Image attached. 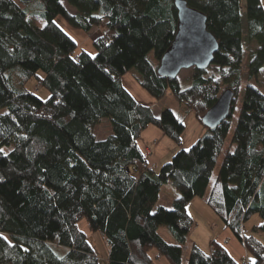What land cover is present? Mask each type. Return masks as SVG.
I'll return each mask as SVG.
<instances>
[{
    "label": "trees",
    "instance_id": "obj_1",
    "mask_svg": "<svg viewBox=\"0 0 264 264\" xmlns=\"http://www.w3.org/2000/svg\"><path fill=\"white\" fill-rule=\"evenodd\" d=\"M66 1L75 14L63 0H0V264H99L82 220L105 237L108 264H155L153 251L169 264H184L195 226L188 205L207 193L242 83L264 67L262 2L246 0L243 8L241 0H185L207 17L219 50L208 68L214 72L194 68L192 86L182 89L178 79L157 74L178 30L175 0ZM60 16L85 32L106 20L93 40L95 55L76 54L77 44L56 23ZM250 44L255 49L246 66ZM127 73L155 100L170 93L200 122L231 89L232 113L154 169L139 147L142 133L154 126L181 146L185 125L170 110L158 117L140 104L123 85ZM34 79L48 99L29 89ZM103 119L112 121L113 132L99 140L94 128ZM232 145L206 203L249 260L236 261L214 240L209 252L193 243L188 264H264L258 238L264 235V89L252 83ZM167 184L179 193L172 209L157 206ZM162 226L174 244L160 235Z\"/></svg>",
    "mask_w": 264,
    "mask_h": 264
},
{
    "label": "rangeland",
    "instance_id": "obj_2",
    "mask_svg": "<svg viewBox=\"0 0 264 264\" xmlns=\"http://www.w3.org/2000/svg\"><path fill=\"white\" fill-rule=\"evenodd\" d=\"M63 4L70 13L72 14L76 13V10L73 7H71L66 0H63ZM245 5H246V0H243V8L245 7ZM37 16L38 17L40 16L39 12L35 15V18ZM42 23H44L43 19H42ZM56 23L77 44L76 54H80L81 52H86L89 53L90 55H95L96 50L93 45V40L99 37L107 29L106 20H104L102 26H100L99 28H95L91 32H85L81 29H76L72 27L61 16L56 19ZM243 24L246 27L247 22H246L245 14L243 15ZM254 49L255 46L252 44L246 46L245 49L246 53L244 58L246 66L249 61V57L251 54L250 52L251 50ZM148 58L151 62L153 63L156 62L153 52L149 54ZM208 72L209 74H211L214 72V70L208 69ZM194 73H195L194 68L184 69L180 72L177 79L182 89H187L192 86L194 82ZM246 76H247V72H246ZM38 77H43V72H39ZM248 83H252L255 86H259L264 89V67L262 68L259 77L257 79H253L252 81L245 80L242 83L241 88L236 97L233 115L230 119V131L228 134V138L224 144V147L222 148V151L218 156L217 164L212 174L207 193L204 198L197 197L193 199L188 205V211L195 220V226L193 228V231L191 232V235L188 237V241L186 245L183 247L184 264H188L189 249L194 242L205 252H209L213 235H215L220 230L227 229V227L220 221V219L216 217L213 210L206 203V199L218 177L226 153L229 150L232 151L234 149V146L232 145V137L237 127L238 116L242 107V101ZM123 85L127 88V90L131 93V95L140 104L145 106H150L156 116L159 117L164 110H170L174 113L177 119L180 120L185 125V131L181 136L182 139L181 146L176 145V143H174L173 140H171L170 138L166 137L164 134L161 133L159 137L161 146L167 148L173 147L176 149L173 153L171 152V154L168 157H166L165 160L163 161L161 160L162 162L158 169L163 167V165L171 162L173 156L177 151L189 150L196 143V141L204 135L205 127L198 120L196 114L193 111H189V109L185 105L180 104L170 93H167L166 96L160 101L153 99L141 88V86H139V83L135 80V78L131 73H127L123 77ZM28 87L40 99L45 100L48 99L50 96L49 91L39 87L36 79L31 80L28 84ZM112 132H113V123L110 119H103L101 123H99L94 128V134L99 140H103L107 138L109 135L112 134ZM9 150L10 149H8V151ZM146 154L148 159L151 158L150 156L153 155V151L151 150V148L147 147ZM148 164L150 167H153V162L151 161V159L148 161ZM178 196H179L178 191L171 184H167L163 187L160 193V198L157 203V206H163L166 209H172L173 201ZM79 227L80 229L84 230L88 235L90 243L93 245L95 251L97 252L99 258V264H108L107 241L103 236V234L98 231L97 232L90 231L87 220H82L79 223ZM159 233L169 243L171 244L175 243L174 238L169 233V229L167 227L165 226L160 227ZM258 238L264 243V235H260L258 236ZM152 255L155 257V264H165L164 262H166V260L164 258L160 257L157 259L156 251H153Z\"/></svg>",
    "mask_w": 264,
    "mask_h": 264
},
{
    "label": "water",
    "instance_id": "obj_3",
    "mask_svg": "<svg viewBox=\"0 0 264 264\" xmlns=\"http://www.w3.org/2000/svg\"><path fill=\"white\" fill-rule=\"evenodd\" d=\"M178 30L170 49L161 58L157 74L165 79H177L184 69L207 70L219 50V42L207 28V17L188 6L185 0H175ZM235 93L225 90L215 105L202 117V124L216 130L232 113Z\"/></svg>",
    "mask_w": 264,
    "mask_h": 264
},
{
    "label": "crops",
    "instance_id": "obj_4",
    "mask_svg": "<svg viewBox=\"0 0 264 264\" xmlns=\"http://www.w3.org/2000/svg\"><path fill=\"white\" fill-rule=\"evenodd\" d=\"M241 2L243 4V0H241ZM261 2H262V6L264 8V0H261ZM161 133H162V131L160 129H158L157 127L149 126L142 133L141 138L139 140V147L142 150V152L144 153V156L147 157V155H146L147 147L151 148V150L153 151V155L150 156L151 158L148 159V157H147L146 159H148L147 161H149L151 159V161L153 162L152 168H154V169H158L161 162L163 160H165L166 157H168L171 154V152L173 153L176 149L173 147L167 148V147L161 146V143L159 141V137H160ZM214 240L223 244L227 248V250L229 251L231 256L236 261H238L240 263H242L243 261L248 262V260H249L248 252L246 251L245 247L235 238L233 233L228 228L220 230L215 235H213L212 241H214ZM164 263L169 264L167 261Z\"/></svg>",
    "mask_w": 264,
    "mask_h": 264
},
{
    "label": "snow or ice",
    "instance_id": "obj_5",
    "mask_svg": "<svg viewBox=\"0 0 264 264\" xmlns=\"http://www.w3.org/2000/svg\"><path fill=\"white\" fill-rule=\"evenodd\" d=\"M3 151V149H0V152H2Z\"/></svg>",
    "mask_w": 264,
    "mask_h": 264
},
{
    "label": "built area",
    "instance_id": "obj_6",
    "mask_svg": "<svg viewBox=\"0 0 264 264\" xmlns=\"http://www.w3.org/2000/svg\"><path fill=\"white\" fill-rule=\"evenodd\" d=\"M147 155V154H146Z\"/></svg>",
    "mask_w": 264,
    "mask_h": 264
}]
</instances>
